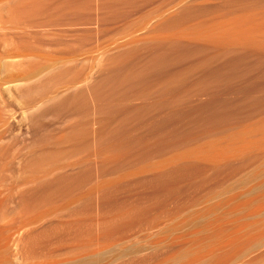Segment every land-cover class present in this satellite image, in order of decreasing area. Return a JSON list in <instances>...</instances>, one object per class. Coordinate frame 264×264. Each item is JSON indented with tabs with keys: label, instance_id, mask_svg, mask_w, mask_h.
Wrapping results in <instances>:
<instances>
[{
	"label": "rangeland",
	"instance_id": "rangeland-1",
	"mask_svg": "<svg viewBox=\"0 0 264 264\" xmlns=\"http://www.w3.org/2000/svg\"><path fill=\"white\" fill-rule=\"evenodd\" d=\"M262 118L264 0H0L1 253L26 239L58 261L101 235L107 264L136 260L216 180L199 166L183 168L185 182L183 170L168 182L146 173L100 205L111 160L155 164L224 122Z\"/></svg>",
	"mask_w": 264,
	"mask_h": 264
},
{
	"label": "bare ground",
	"instance_id": "bare-ground-1",
	"mask_svg": "<svg viewBox=\"0 0 264 264\" xmlns=\"http://www.w3.org/2000/svg\"><path fill=\"white\" fill-rule=\"evenodd\" d=\"M247 33L249 32L247 31ZM224 124H226V127L223 126L225 129L222 127L221 130L209 131L208 137L204 138L206 140L203 142L197 140L199 143L195 144L194 142L195 145L191 143V147L190 144H188L189 147L184 144L181 151L177 152L176 150L177 153L175 152L169 157H164V155L165 159L160 154L161 156L158 157L163 160H159L155 164H152L154 162L151 161L152 163L143 165V162L141 166H137L139 161L137 162L136 158L120 156L111 160L110 168L114 172L111 174L117 177L111 181L101 180L95 187L100 205L109 189L113 190L124 181L133 180V178L141 177L146 173H151L150 176H154L158 180L161 179V182L162 180L168 182L172 173L180 172L186 166H197V168L199 166L207 168V171L211 172V177L216 180L213 185L207 186L197 193L199 196L196 195L192 206L168 213L165 224L152 231L149 238L143 243L146 253L141 257L138 256L139 258L136 256V260L132 257L133 259L131 258L127 264H264V118L245 126L235 125L237 124L235 123L228 128V123L224 122ZM205 134L207 136V133ZM118 148L121 150V145ZM171 150H169L170 153H172ZM99 152V164L102 170L110 163V160L104 157L106 155L101 158L105 151ZM140 159L143 161V158ZM188 168L185 172H188ZM190 169L189 171H192ZM181 174H184V170ZM178 175L180 176V174ZM184 175H182L183 178L187 176L186 173ZM56 185L58 186V184ZM56 185L55 189H57ZM66 185L64 184V187ZM175 186L173 189H176L177 186ZM55 189L53 190H58ZM63 191L57 192L60 196L68 192L67 189L65 192ZM69 191L71 192V190ZM57 192L51 194L58 195ZM47 195L43 197L46 200ZM121 216L119 215L118 218ZM103 233H105L104 230ZM100 236L97 239L93 238L95 240H91L87 244L73 245L70 247L71 249L68 248L69 251H65L67 253H65V258L58 261H49L48 254H45L46 256L38 252V254H32L34 251H29L25 236L23 237L25 241L19 242L18 252H12L15 255L7 256L8 254H2L0 250V264H107L109 261L101 259L100 255L110 248L111 243L109 246L107 243L109 241L106 242L102 239L105 236ZM30 249L33 250L32 247ZM122 255L120 253L117 257L122 258ZM49 257L52 256L49 255Z\"/></svg>",
	"mask_w": 264,
	"mask_h": 264
}]
</instances>
